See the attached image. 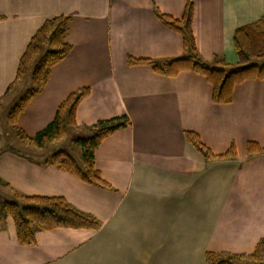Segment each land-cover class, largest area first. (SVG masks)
I'll list each match as a JSON object with an SVG mask.
<instances>
[{
	"label": "crops",
	"instance_id": "crops-1",
	"mask_svg": "<svg viewBox=\"0 0 264 264\" xmlns=\"http://www.w3.org/2000/svg\"><path fill=\"white\" fill-rule=\"evenodd\" d=\"M190 2L201 58L235 64L233 33L264 15V0H0V105L17 83L8 89L33 33L53 16L71 18V51L51 68L17 130L34 137L83 87L89 94L76 107L78 129L86 130L80 135H90L98 120H129L94 151L105 185L84 183L47 162L63 150L58 141L44 149L21 142L24 148L0 152V204L61 197L100 224L37 229L35 243L26 246L17 242L12 220L0 217V264H205L206 252L251 254L264 239V152L249 155L245 148L247 141L264 146V81L237 84L230 102L215 104L197 73L168 77L127 64L128 56H186L181 35L159 15L180 19ZM184 130L198 133L214 154L233 146L235 157L205 159Z\"/></svg>",
	"mask_w": 264,
	"mask_h": 264
},
{
	"label": "trees",
	"instance_id": "trees-1",
	"mask_svg": "<svg viewBox=\"0 0 264 264\" xmlns=\"http://www.w3.org/2000/svg\"><path fill=\"white\" fill-rule=\"evenodd\" d=\"M193 17L192 3H187L183 16L175 19L161 14L159 19L170 29L179 33L183 39L186 56L164 61L128 56L127 64L146 65L160 75L173 77L183 71H192L201 75L211 87V101L215 104L228 103L232 99L234 87L246 80L264 81V15L258 20L235 29L233 33L234 49L237 56L235 64H226L222 59L213 65L207 64L195 47L191 30ZM71 18L57 15L44 20L30 37L21 54L15 79L30 72L29 85L7 114V123L15 126L19 115L25 110L31 99L45 86L51 68L59 63L71 51L66 41ZM14 82L8 87L10 89ZM89 94V88L83 87L70 93L57 107L53 119L34 137H28L17 130L19 139L25 146L44 149L59 141L70 128H78L76 107L83 97ZM129 126L126 116L98 120L89 128L90 135L76 139L80 146L81 159L77 161L65 150L53 152L47 162L76 175L90 185H105L94 165V151L99 143L113 132ZM185 139L207 160L233 158L235 151L231 146L226 152L214 154L203 143L198 133L183 131ZM246 152L249 155L264 152V146L255 141H247ZM0 217L11 219L16 240L21 245L35 243V230L55 228H73L97 230L99 223L93 218L71 209L65 200L55 196H20L18 201H4L0 207ZM205 264H264V239H261L251 254L236 255L230 253L206 252Z\"/></svg>",
	"mask_w": 264,
	"mask_h": 264
},
{
	"label": "rangeland",
	"instance_id": "rangeland-1",
	"mask_svg": "<svg viewBox=\"0 0 264 264\" xmlns=\"http://www.w3.org/2000/svg\"><path fill=\"white\" fill-rule=\"evenodd\" d=\"M215 61L211 62L209 65H213ZM26 76V77H25ZM30 77V72H27L25 75L22 77L15 79L13 82H17L15 84V87L11 89L9 94L5 97L6 101L3 105H0V152L4 151L5 149L8 148H24V145H21V140L19 139L18 133H17V125L11 126L7 123V114L10 110V108L17 102V100L20 98L24 91V85L28 83L29 77ZM25 78L27 81H25ZM24 80V81H23ZM247 81V80H246ZM12 82V83H13ZM25 85V86H26ZM15 90H17L15 92ZM21 90V91H19ZM23 90V91H22ZM15 93V95H14ZM14 95V97L12 96ZM18 130H20L18 128ZM86 130H80L78 128H70L68 130V133L62 137L57 143L63 145V147H59L57 149H63L67 152H69L71 155H73L74 158L79 157V149L80 146L75 143V140L78 138H84L87 135H80L79 133H85ZM53 147H56L53 145ZM22 151H25L21 149ZM79 161V160H78ZM3 200L1 201L0 207L2 205Z\"/></svg>",
	"mask_w": 264,
	"mask_h": 264
}]
</instances>
